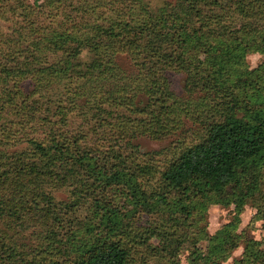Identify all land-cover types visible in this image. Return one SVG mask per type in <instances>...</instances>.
Segmentation results:
<instances>
[{
    "label": "trees",
    "instance_id": "16d2710c",
    "mask_svg": "<svg viewBox=\"0 0 264 264\" xmlns=\"http://www.w3.org/2000/svg\"><path fill=\"white\" fill-rule=\"evenodd\" d=\"M45 3L48 24L42 27L32 21L18 39L26 41V57L33 65L19 62L18 57L25 58L21 48L10 45L8 59L17 60L0 66V99L19 102L24 109L34 94L41 96L53 83H63L64 88L52 101L55 118H42L44 134L28 140L30 152L11 159L8 172L59 167L66 185H71L73 205L79 209L87 202L89 214L81 219L70 212L72 216L55 225L61 237L52 238L54 230L36 248L30 264H135V244L157 233L158 226H137V215L148 214L163 218L166 228L174 230L172 241H167L175 244L174 250L166 255L177 256L175 249L189 239L186 264H223L234 246L233 224L222 228L221 242L207 254L197 243L206 232L201 223L209 203H234L237 214L261 184L264 0H174L157 6L132 0L128 9L135 10L138 21L115 16L93 30L72 0ZM233 12L263 15V21L249 28H226L225 23H233L229 20ZM120 47L135 53L139 72L145 66L140 72L145 100L136 99L137 88L129 81L120 83L112 59ZM83 51L90 53V61L81 60ZM251 52L263 57L253 68L246 63ZM46 54L50 59L42 62ZM167 70L185 72V89L190 95L199 92L193 103L174 96L164 75ZM27 78L31 90L24 88ZM81 97L84 105L79 103ZM74 111L79 116L96 111L104 118L113 113L105 122L108 129L94 142L106 143L115 135V140L128 145L137 134L173 133L183 124V115L198 123L200 134L174 144L172 156L161 168L145 159L134 162L143 156L139 152L132 153L129 166L124 152L111 144L103 151H86L83 136L69 134L68 126L64 129ZM80 176L92 181L79 183ZM248 178L253 185L246 183ZM258 205L264 220V209ZM232 264H264V250L256 240L246 239L241 257Z\"/></svg>",
    "mask_w": 264,
    "mask_h": 264
},
{
    "label": "rangeland",
    "instance_id": "374dc122",
    "mask_svg": "<svg viewBox=\"0 0 264 264\" xmlns=\"http://www.w3.org/2000/svg\"><path fill=\"white\" fill-rule=\"evenodd\" d=\"M89 24V29L99 28L107 21L117 16L121 19H134L138 21L137 13L133 9H128V5L132 0H72ZM150 6H157L161 2H173L174 0H145ZM85 2V5H83ZM127 9H125L126 7ZM120 8H124L120 10ZM48 6L45 0H0V66L14 65L15 61L8 59L7 50L10 45L19 46L23 57H18L19 62H25L30 66L32 62H28L27 43L22 40L23 32L28 28V23L32 21L37 26L44 27L48 24L49 18ZM134 13V15H132ZM263 15H242L233 12L230 19L233 23H225L226 28H249L259 26L263 20ZM228 25V26H227ZM18 41V44H17ZM112 58L115 66L120 71L119 80L122 82H130L132 86L137 88L136 99L145 100L146 95L142 81L141 73L136 65V56L133 51H129L124 47H120ZM49 55H42V62L49 60ZM263 59L262 55L257 52H251L246 55V63L253 68ZM83 62L90 61V53L83 51L81 53ZM12 61V62H11ZM17 61V62H18ZM40 63V62H39ZM164 75L167 78L170 90L174 96L183 102L193 103L195 97L199 96V92H192L191 95L185 89V72H176L167 70ZM24 88L31 90L32 82L29 78L24 81ZM63 83H53L45 92L33 95V102L27 101L22 109L15 105V101L10 103L5 99H0V264H30V260L36 257L35 250L37 247L45 244L50 234L56 230L55 225L60 224L67 217L72 216L70 212L75 211L76 218H85L88 213L84 202L79 209L76 204L73 205L70 200L71 185H66L63 179V170L59 167H50L48 169L34 168L29 169L28 173L17 175L8 172L10 169L11 159L28 154L30 144L28 140L44 134L46 127L42 126V118H47L52 114H56L53 107V100L58 97V92H62ZM139 90V91H138ZM64 91V90H63ZM84 97L80 98L79 103L84 105ZM20 107V108H19ZM78 111V110H76ZM74 111L70 115L69 121L64 125V129L68 126V133L77 132L83 136L81 140L87 147L86 151L93 152L106 150L109 144L114 148H118L124 152L126 162L129 166L135 155L133 152H139L142 157H138L134 162L138 163L147 160L159 168L163 167L166 161L172 156V147L183 138L186 141L195 139L196 134H200L198 123H193L189 116H182L183 124L179 126L178 131L167 133L165 135L157 134L151 137L146 134H137L131 139V143L135 146L129 147L125 145L123 140H115V135L110 137L109 142H94L98 134L104 133L108 127L105 125L106 120H110L113 113L104 118V114L97 115L96 111H91L83 116H79ZM31 115L27 121V117ZM53 116V115H52ZM55 118V116H53ZM100 122L102 125L100 126ZM61 123V122H60ZM185 123V124H184ZM46 126V125H44ZM62 127L61 124H58ZM110 133V131H107ZM111 136V135H109ZM9 143L11 145H5ZM145 154V155H144ZM150 158V159H148ZM135 163V164H136ZM143 176L142 181H146ZM87 176L79 177V183L87 182ZM259 188L254 192V196L245 199L240 211L236 214L234 203L222 205L217 202H211L207 205L204 212V220L201 224L205 225V234L197 243V247L202 254H207L210 247L221 242L222 228L226 224L235 226V238L232 240L233 249L230 251L229 257L223 261V264H232L234 260L241 257L244 241L246 239H254L257 241L259 249L264 250V220L258 213V204L264 209V168L260 177ZM248 185L254 182L248 178ZM67 208V209H66ZM59 215V218L55 216ZM139 215H137L138 218ZM237 218L235 223L234 221ZM137 226L154 227L158 226L157 233L149 236L141 244H135V258L138 260L135 264H186V256L189 252V239L175 249L177 256L166 255L167 252L173 251L175 244L168 245L167 241L171 240L174 234L173 229L166 228L168 224L158 219L155 214L140 215L137 219ZM63 219V220H62ZM68 223V222H66ZM163 230H165L163 232ZM65 231V229H64ZM56 230L52 234V238H60ZM164 233H166L165 236ZM172 241V240H171ZM162 248L166 251H162ZM164 252V253H163ZM57 258V257H55ZM141 259L144 261L141 263ZM37 264H43L38 262Z\"/></svg>",
    "mask_w": 264,
    "mask_h": 264
}]
</instances>
